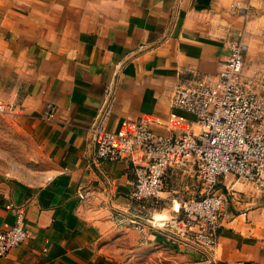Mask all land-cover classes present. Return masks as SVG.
I'll use <instances>...</instances> for the list:
<instances>
[{
    "label": "crops",
    "instance_id": "1",
    "mask_svg": "<svg viewBox=\"0 0 264 264\" xmlns=\"http://www.w3.org/2000/svg\"><path fill=\"white\" fill-rule=\"evenodd\" d=\"M262 5L0 0V103L46 164L32 177L0 168V228L21 209L30 232L0 264H264V187L220 177L225 201L209 253L178 242L180 202L201 190L194 165L170 166L156 203L142 207L130 161L94 164L89 138L106 97L110 129L144 116L159 133L198 132L196 115L172 104L174 86L217 73L231 43L247 47V17Z\"/></svg>",
    "mask_w": 264,
    "mask_h": 264
},
{
    "label": "built area",
    "instance_id": "2",
    "mask_svg": "<svg viewBox=\"0 0 264 264\" xmlns=\"http://www.w3.org/2000/svg\"><path fill=\"white\" fill-rule=\"evenodd\" d=\"M245 46L243 41L231 43L217 73L205 72L174 86L172 104L196 115L198 132L159 133L144 116L124 129H110L105 124L111 112L110 97L89 127L95 145L92 162L128 159L134 173L131 198L142 207L156 203L170 166L194 165L201 190L180 202L178 242L209 253L219 241L225 201L220 177L230 173L257 188L264 187V100L253 89V77L244 72ZM7 110L0 103V111ZM53 116L48 108L45 117ZM23 216L20 209L14 224L0 228V257L30 236Z\"/></svg>",
    "mask_w": 264,
    "mask_h": 264
},
{
    "label": "rangeland",
    "instance_id": "3",
    "mask_svg": "<svg viewBox=\"0 0 264 264\" xmlns=\"http://www.w3.org/2000/svg\"><path fill=\"white\" fill-rule=\"evenodd\" d=\"M244 72L254 79L253 89L264 100V5L251 11L245 26ZM38 146L6 112L0 111V168L10 174L32 177L43 164Z\"/></svg>",
    "mask_w": 264,
    "mask_h": 264
}]
</instances>
